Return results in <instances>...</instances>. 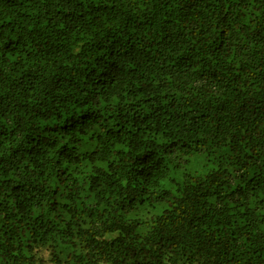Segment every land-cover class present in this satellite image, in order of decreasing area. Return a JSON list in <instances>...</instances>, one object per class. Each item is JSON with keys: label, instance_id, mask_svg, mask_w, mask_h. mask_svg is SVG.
Here are the masks:
<instances>
[{"label": "trees", "instance_id": "1", "mask_svg": "<svg viewBox=\"0 0 264 264\" xmlns=\"http://www.w3.org/2000/svg\"><path fill=\"white\" fill-rule=\"evenodd\" d=\"M0 264H264V0H0Z\"/></svg>", "mask_w": 264, "mask_h": 264}]
</instances>
